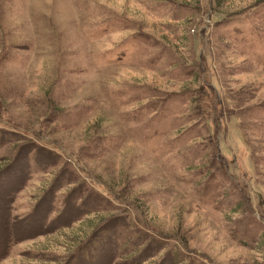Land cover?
I'll list each match as a JSON object with an SVG mask.
<instances>
[{
  "label": "rangeland",
  "instance_id": "1",
  "mask_svg": "<svg viewBox=\"0 0 264 264\" xmlns=\"http://www.w3.org/2000/svg\"><path fill=\"white\" fill-rule=\"evenodd\" d=\"M0 264H264V0H0Z\"/></svg>",
  "mask_w": 264,
  "mask_h": 264
}]
</instances>
